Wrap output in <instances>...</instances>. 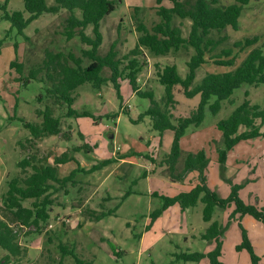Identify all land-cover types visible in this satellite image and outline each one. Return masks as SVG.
<instances>
[{"label":"rangeland","instance_id":"1","mask_svg":"<svg viewBox=\"0 0 264 264\" xmlns=\"http://www.w3.org/2000/svg\"><path fill=\"white\" fill-rule=\"evenodd\" d=\"M47 2L55 4L54 0ZM115 2L116 9L101 22L103 42L99 53L107 54L114 45L123 69L136 58L139 62L138 88L153 91L156 100L162 101L165 88L159 82L158 69L175 64L180 75L185 77L187 62L195 53L194 49L183 47L165 56H156L145 48L137 57L129 56V53L141 35L138 27L143 24L151 30L161 22L157 8L161 5L172 7V1L164 0L161 4L157 0ZM0 3L7 4L9 13L25 9V0H0ZM235 3L236 0H220L221 5ZM4 14L0 10V218L5 217L4 197L9 190V182L25 175L20 167L23 159L36 155L54 164L55 158L66 152L74 156L85 171L104 160H112L101 170L79 172L74 178L75 184L68 183L55 192L52 196L54 203L50 207L51 217L40 232L34 227L17 228L12 224L18 229L19 243L26 252L12 258L8 264H77L76 260L91 264H210L208 259L192 262L179 258L182 253H206L214 247L212 241L203 239L210 224L203 219L204 204L199 202L186 212L176 205L151 224L152 214L163 206L160 196H175L193 186L197 180L196 173H185L184 162L188 154L202 150L210 159L207 172L209 186L220 196H229L231 186L220 176L219 150L224 147L218 123L227 119L246 99L263 108L264 84L242 85L230 99L222 102L217 114L207 106L201 126L190 127L182 137L181 157L172 172L165 161L172 149L174 133L169 130L161 135L154 129L151 117L144 115L151 106V100L133 91L127 79L130 70H123L119 94L109 80L112 73L108 67H104L101 73L107 79L101 87L95 89L90 83L78 87L73 108L82 116H69L67 105H53L48 101L46 89L50 83L44 82L45 72L24 83L33 69L43 65L48 51L62 53L71 65H74L71 55L80 59L83 67L92 63L84 52L90 46L84 44L79 36L67 38L68 11L46 13L34 20L25 29L28 39L13 27L11 21L4 19ZM24 16L28 18L29 14ZM191 24L188 19H174V25L181 27L185 38L189 36ZM86 33L93 36V27L89 26ZM223 34L229 36V41L210 53L209 58L221 48L246 38L259 36V45L262 44L264 0H251L243 8L239 29L228 27ZM249 50L240 52L236 49V64L232 67L217 65L215 60L209 59L198 69L195 84H199L208 73L234 70ZM15 60L22 64L20 74L17 67H11ZM175 97L179 103L177 110H173L175 118L188 116L200 100L199 97L186 98L180 87ZM214 102L215 98L210 104ZM46 104L54 108L62 132L31 143L28 141L32 138L30 132L18 118L41 123L43 117L37 111H43ZM139 117L141 120L137 122ZM261 130L264 132V125ZM84 145L90 149L74 151L75 147ZM59 168L60 176L66 177L77 168V163L69 162ZM28 171L31 173L32 169ZM225 175L233 183L243 186L239 196L245 203L264 207V136L242 141L228 151ZM31 205L32 200L24 202L26 207ZM232 209H217L214 220L226 225ZM242 225L261 257V264H264V222L247 215ZM241 241L238 221H232L224 237L221 260L225 264H252L246 250L236 249ZM6 254L0 247V262Z\"/></svg>","mask_w":264,"mask_h":264},{"label":"trees","instance_id":"2","mask_svg":"<svg viewBox=\"0 0 264 264\" xmlns=\"http://www.w3.org/2000/svg\"><path fill=\"white\" fill-rule=\"evenodd\" d=\"M54 1L55 4L49 5L47 0H25L24 11L13 13L7 11V4L0 3V10L5 12L4 19L11 21L13 27H16L18 32L27 39L25 29L34 20L46 13L57 14L61 10L68 11L69 16L66 19L67 38L73 39L75 36H79L84 44L90 46V49L84 52L92 59V63L83 67L82 61L71 55L70 58L74 60V65H71L62 53L54 54L48 51L43 65L33 69L30 78L26 79L24 83L27 84L30 79H37L42 71L45 72L46 79L44 82L50 83L46 89L48 101H51L53 105H67L69 116H82L73 108L76 101L74 93L78 87L85 83H90L95 89L101 87L107 81L101 73L104 67H108L112 73L109 80L114 84L119 94L120 81L124 79L123 70H130L127 79H129L133 91L138 96L151 100V106L144 115L151 117L154 129L159 131L161 135L169 130L174 133L172 149L167 154L165 161L169 164L172 172L176 170V164L181 157L180 141L182 137L190 127L198 128L201 126L207 106L210 107L213 114H217L222 108V102L230 99L235 90L242 85L257 86L264 84V42L259 45L261 40L259 36L246 38L244 41H236L232 46L221 48L218 53L209 58L210 53L218 50L220 46L229 41L227 34L222 35L228 27L236 31L239 29V18L243 8L251 0H236V3L231 5H221L220 0H171L172 7L161 5L157 8L161 22L154 25L151 30L143 24L138 27L141 35L129 56L141 55L144 48L156 56H165L172 50L183 47H191L195 51L187 62L188 73L185 77L180 75L178 66L175 64H168L158 69L159 82L165 88L162 101L156 100L153 91H141L138 88L139 62L136 61V58L123 69L121 68V60L117 58L114 45L107 54L101 55L99 53L103 42L101 22L116 9L115 0ZM163 1L157 0L159 4ZM25 13L29 14L28 18L24 16ZM176 17L192 22L187 38L183 36L181 27L174 25ZM89 26L93 27V36L86 33ZM1 46L2 42H0V53ZM249 48L246 58L234 70L224 73H208L199 84H195L198 69L209 59L215 60L217 65L232 67L236 64L235 50L244 52ZM11 67H17L19 74L21 73L22 64H17L16 60L11 63ZM178 87L186 98L199 97L200 100L188 116L175 118L174 111L177 110L179 104L175 97ZM213 98H215V102L210 104ZM37 114L43 117L41 123H31L23 118H18L32 136L28 140L29 142L32 143L44 137L61 134L60 119L55 117L54 108L50 104H46L43 111L38 110ZM140 120L141 117L138 118L137 122ZM263 125L264 107L253 105L247 99L227 119L218 123V128L222 132L221 141L224 147L219 150L220 176L231 186L228 197L220 196L209 186L207 172L210 159L204 150L196 154H188L184 162V172H196L198 183L190 191L181 192L175 196H160L163 200V206L152 214L151 224L165 211L176 205L184 212L195 207L199 202L204 204L203 219L210 224L203 234V239L212 241L214 247L206 253H182L180 259L192 262L208 259L210 264H225L221 260L224 237L231 222L237 220L242 241L236 249L238 251L246 250L250 255L252 264H261V257L252 245L248 231L242 225V221L245 216L249 215L264 222V207L259 208L245 203L239 196L243 186L227 179L225 172L227 152L242 141L264 136V132L261 130ZM87 149L90 147L84 145L75 147L74 151L80 152ZM69 162L77 163V168L72 170L68 176L61 177L59 166ZM111 163V159L104 160L94 165L90 171H85L80 167L77 159L66 152L56 157L54 164H50L47 158L39 159L36 155L23 159L20 167L25 175L15 177L9 182V190L4 197L5 217L0 218V247L7 254L0 264L11 263L12 258L19 257L23 252H26L19 243L20 233L17 228L34 227L37 232H40L43 224L47 223L51 217L50 207L54 203L52 196L55 192L65 188L68 183L75 184L74 178L79 172H95ZM29 168L32 169L31 173L28 171ZM27 200H32L31 207L24 206V202ZM232 207L233 209L227 219L229 222L226 225L214 220L217 209L226 211ZM103 216L106 214L104 213ZM98 219L100 220L101 217ZM12 224H15L17 228H14ZM150 225L147 226V230H149ZM76 262L77 264H91V262L79 260Z\"/></svg>","mask_w":264,"mask_h":264},{"label":"crops","instance_id":"3","mask_svg":"<svg viewBox=\"0 0 264 264\" xmlns=\"http://www.w3.org/2000/svg\"><path fill=\"white\" fill-rule=\"evenodd\" d=\"M196 173V172H195ZM196 178H197V180H195V182H193L194 184H193V186L192 187H190L188 190H186V192L187 191H190L197 183H198V174L196 173ZM189 209H187V210H185L184 212H186V211H188Z\"/></svg>","mask_w":264,"mask_h":264}]
</instances>
